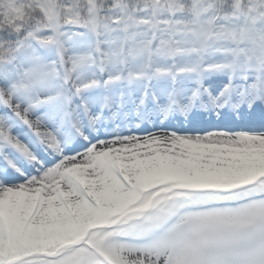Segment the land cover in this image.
<instances>
[{"label":"snow or ice","instance_id":"snow-or-ice-1","mask_svg":"<svg viewBox=\"0 0 264 264\" xmlns=\"http://www.w3.org/2000/svg\"><path fill=\"white\" fill-rule=\"evenodd\" d=\"M14 11L0 264H264V0Z\"/></svg>","mask_w":264,"mask_h":264},{"label":"trees","instance_id":"trees-1","mask_svg":"<svg viewBox=\"0 0 264 264\" xmlns=\"http://www.w3.org/2000/svg\"><path fill=\"white\" fill-rule=\"evenodd\" d=\"M124 2H132V0H124ZM98 5L101 0H97ZM20 5V0H0V23H8L9 20H15L18 13L14 11L15 7Z\"/></svg>","mask_w":264,"mask_h":264},{"label":"rangeland","instance_id":"rangeland-1","mask_svg":"<svg viewBox=\"0 0 264 264\" xmlns=\"http://www.w3.org/2000/svg\"><path fill=\"white\" fill-rule=\"evenodd\" d=\"M237 198H239V197H228V198H226V199H237ZM199 203H208V201H207V200H201V201H199ZM187 214H188V213H185V215H187ZM176 219H177L176 224H179V222H180V218L177 217ZM158 228H160V227H158ZM158 228H156V229H158ZM156 229H155V230H156Z\"/></svg>","mask_w":264,"mask_h":264}]
</instances>
